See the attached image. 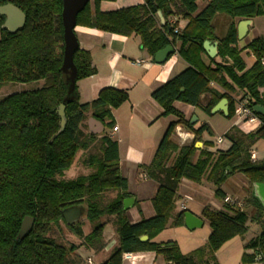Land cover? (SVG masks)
Masks as SVG:
<instances>
[{
	"label": "trees",
	"instance_id": "trees-1",
	"mask_svg": "<svg viewBox=\"0 0 264 264\" xmlns=\"http://www.w3.org/2000/svg\"><path fill=\"white\" fill-rule=\"evenodd\" d=\"M102 1L93 0L92 4L90 0L77 14L76 26L135 34L153 57L167 45L175 48L179 43V55L189 64L152 92L163 107L162 115L177 117L169 124L151 163L145 165L148 176L159 182L152 198L155 214L136 223L128 217L124 199L131 194L126 192L128 181L120 172L119 143L108 133L84 159L85 164L95 168L94 172L74 179L58 178L72 167L80 150L89 149L97 140L95 135H83L81 124L86 113L92 111L106 127L113 128V109L128 101L129 93L105 87L95 99L81 103L76 85L66 103L67 122L61 130L58 109L69 87L61 68L65 52L63 0H0V5L12 3L26 14L24 26L15 32L3 27L6 16L0 14V87L8 82L44 80L40 88L14 92L0 101V264H72L71 255L80 247L87 252L104 250L107 221L97 222L84 235L80 219L68 223L63 215V210L73 206H79L92 222L115 216L117 245L99 264H124L125 252L146 251L162 256L168 264H218L215 252L233 237L245 235L248 221L260 224L262 231L246 243L252 252H244L242 262L264 264V204L253 193L244 199L242 208L226 202L221 210L203 207L201 215L211 227L207 241L211 261H196L198 255L207 253L203 247L185 254L175 240H154L171 218L173 225L184 224L188 210L174 213L183 178L196 183L206 179L214 184L215 195L222 200L226 193L221 185L236 172L243 173L251 184L264 182V157L251 156L252 145L264 138V115L258 114L262 121L258 131L243 135L228 132L230 147L215 150L211 149L213 141L202 138L204 132L213 135L211 127L203 123L195 128L174 105L181 101L211 114L212 108L227 98L228 118L234 115L237 96L248 99L251 106L264 105V35L240 47L235 20L222 36L216 33L213 23L217 14L232 19L264 16V0H207L201 9L198 0H145L110 11L100 9ZM174 16L177 21L173 23ZM183 20L185 26L175 31ZM205 40L219 42L221 60L208 55ZM245 49L255 57L249 68L242 56ZM74 63L77 81L96 73L89 51L79 47L74 52ZM179 124L195 134L191 143L180 145L173 139ZM202 140L203 147H196V141ZM109 190L118 192L105 202L101 196ZM249 206L255 209L252 216L245 209ZM26 216L34 223L20 238ZM62 222L75 237L83 239L81 245L66 246L52 236ZM143 235L148 239L143 241Z\"/></svg>",
	"mask_w": 264,
	"mask_h": 264
},
{
	"label": "crops",
	"instance_id": "crops-1",
	"mask_svg": "<svg viewBox=\"0 0 264 264\" xmlns=\"http://www.w3.org/2000/svg\"><path fill=\"white\" fill-rule=\"evenodd\" d=\"M143 2H145V0H103L100 3V9L102 11H110L134 5V3L139 4ZM91 3L93 4V0H91ZM242 19L245 18H238L237 24ZM249 19H251V24L247 29L245 37L243 39H239L240 47H243L252 39L259 36L252 34L248 40L246 39V37H248L253 30L258 31V34L260 33L258 30V23L260 22L259 20H264V16H258ZM185 24L186 21L183 20L179 23V26L182 28L185 26ZM74 30L79 41V47L90 52L92 64L96 68L95 74L80 79L76 82L79 91L80 102L86 103L92 101L98 96L100 90L105 87L125 89L129 93V100L118 108L113 109L114 126L118 127L117 130L111 128L107 132V127L105 124L99 119L95 118L92 114V111L86 113V116L81 124V130L85 137L90 134L97 137L96 142L89 149H86L85 152H90V150L93 149V146L99 144V139L105 133L110 134L113 139L118 141L120 172L122 176H124V171L130 173L129 176H124L127 179L129 185L130 177L134 179V171L130 172V170L135 169L140 171L138 166L148 165L151 163L169 124L172 121L177 120V117L174 115H162L163 107L152 97V92L187 68L189 64L179 55V43L174 48V53L171 54V56L169 55L167 61L159 63L156 62L155 58L147 51V49L143 48L140 37L135 34L126 36L86 26H76ZM245 53L250 54L249 49L242 51L244 60ZM204 58L207 60L206 55H204ZM138 60L141 62L137 63ZM254 62L255 57L253 55L250 65L246 63V67L249 68ZM174 105L177 109L183 112L187 120L190 121L191 119L196 118L194 123L195 128L201 126L203 123H207L210 126V122L205 120L206 113L203 109H199L197 106L181 101H175ZM206 134V132L202 134L203 140H208ZM172 137L180 145H183L191 143L195 139V134L187 130L183 125L179 124L176 126ZM203 140L196 141L195 146L202 148L204 145ZM197 143H200L201 146H197ZM229 146L230 144L227 147ZM211 149H215V147L213 146ZM253 152L256 154V159L261 158L257 150L254 149L252 153ZM172 158L170 162L172 161ZM141 175L144 176L143 178L149 177L147 172L139 174V176ZM248 183L249 190L245 193V196L242 200L248 197L249 193H253L262 203V199L256 194V190L261 189L258 186V183ZM148 186L151 188L149 202L142 204L141 208H137V196L131 195L135 196V201L127 211L131 212L132 217H130V220L134 223L139 222L144 218L152 217L155 214L152 198L158 190L159 182L156 180L155 183L149 182ZM206 187L208 189L207 193L210 192L212 188L211 183L206 179L200 183H196L183 178L179 184L177 191L178 200L174 213L187 209L203 221L202 224L193 229L187 227L185 221L183 225L178 227V229H173L178 230L177 233L185 232L186 230H191L190 232H192L189 233V240L190 243L193 241L194 242L192 243V246H189V248L184 251L179 239L171 238L178 241L183 253H187V251H192V249L198 247L194 246L196 245V242L193 232L195 233L194 230L205 225V220L202 217L201 212L208 198L206 194L202 193ZM225 193L226 195H230L228 192ZM116 195L117 192L114 191L112 197ZM191 202H198L199 205H202V209L194 206V208L191 210V206H189ZM254 211L255 209L253 210V213ZM252 214L250 215L252 216ZM81 217H83V214ZM114 219L115 216L113 215L111 218L107 217L104 220L107 221V225L105 226L103 233L106 246L105 249L102 250V253H110V250L117 243L114 239L116 233L114 232L113 228L111 229L112 225L110 224V222L114 221ZM172 221L173 218H171L168 226L154 238L155 241L160 242L171 240L167 238L169 237L167 234H170L171 232L170 230L172 225L170 224ZM248 227V230L251 231L250 233H252V237L244 239L242 243V241H240V236H235L224 243L217 250V254H219L220 250L226 247H228V249L237 248L236 258H232L234 260L233 264H261L257 261L252 263L242 262L244 245L262 231L261 225L255 222L248 223ZM210 233L211 229L209 228V230L203 234L204 236L202 237V241L207 242ZM173 237L176 236L174 235ZM89 253L90 256L94 258L96 252L91 251ZM133 255L135 257L129 260L126 264H168L162 256L156 255V253L152 251L133 252Z\"/></svg>",
	"mask_w": 264,
	"mask_h": 264
},
{
	"label": "rangeland",
	"instance_id": "rangeland-1",
	"mask_svg": "<svg viewBox=\"0 0 264 264\" xmlns=\"http://www.w3.org/2000/svg\"><path fill=\"white\" fill-rule=\"evenodd\" d=\"M207 0H199L198 1V5H199V9H201ZM136 4V3H134ZM177 16L172 17V20L177 21ZM232 20H235L236 22L238 21V18L232 19L230 16L226 15V14H217V16L214 18L213 23L215 25V29H216V33L219 36H222L226 33L229 24L232 22ZM260 22L259 24V34L258 31H252V33L246 37V39L248 40L251 35H263L264 34V20H259ZM250 51V50H249ZM217 56L218 60H221V58ZM245 57V61L247 64L250 65L253 54L250 52V54L245 53L244 54ZM216 58V57H215ZM44 84V80H39V81H32V82H8L3 84L0 87V101L5 98L6 96L14 93V92H20V91H26V90H33L36 88H40L42 85ZM199 109H202L201 107H199ZM206 113V112H205ZM218 113V114H217ZM205 120H207L208 122H210V126L212 127V131H213V135H207L208 140H211L214 142V147L215 149H220V150H226L229 144L231 145V140L229 137H227V133L230 132L232 134L235 135H241L242 133H255L256 131H258V129L261 127V124L259 122L257 123H250L244 120H240L237 119V117L235 115H233V117L228 118L227 115H225L224 113L221 112H216V113H212L208 114L206 113V118ZM110 127H107V132L110 130ZM243 135V134H242ZM223 137L224 141L221 144H216L217 142V138L218 137ZM102 142H100L99 140V145L97 144V147H99L101 145ZM197 146H201L200 143H197ZM252 151L255 149L257 150L259 156L261 158L264 157V138L259 139L257 142H255L252 145ZM82 151V152H81ZM96 151V149H95ZM90 152L85 150H80L77 154V157L75 159V162L73 163L72 167L65 172V175L63 176H58L59 179H74L80 175H87L90 174L91 172H94L95 168L91 165L85 164L84 159L89 156ZM138 168H140V171H137L135 169H131L130 172L134 171V179H132L130 177V183L127 186L126 192H128L131 195H136L137 196V208H141L142 204H146L149 202V195L151 192V188L148 186V183H155V180L153 178H143L144 176H139V174H143L144 172H146L145 169V165H140L138 166ZM140 172V173H139ZM128 174V175H127ZM130 173H127L126 171L123 172L124 176H129ZM187 179V178H184ZM189 180V179H188ZM192 181V180H191ZM249 180L247 179V177L241 173V172H236L234 174H232L231 176H229L224 183L221 185V188L225 191L228 192L230 194V196L234 199H243L245 196V193L249 190ZM211 183V182H210ZM211 191L207 193L208 189L206 187V189L203 190V194H206L207 198V202L204 205L205 206H211L215 209H225V202H223L222 199H219L216 195H215V187L214 184L211 183ZM118 192V191H116ZM114 191L109 190L105 193L102 194V200L103 201H110L112 198ZM135 198V196H132ZM190 209L192 210V208L198 207L200 209H202V205H199L198 202H191L190 203ZM246 211L249 214L253 213V207L249 206L245 208ZM127 215L128 217H132L131 212L127 211ZM111 218V216H105L103 218H101L100 220L96 221V222H92L90 221L86 215H84L83 212V217H81L80 222L82 223V229H83V234L86 235L90 232V230H92V228L94 227V225L97 222L100 221H104L106 218ZM205 220V225L203 227L197 228L195 231V233L193 232L194 235V239H195V244L194 246H198L196 248L199 247H203L206 249V254L202 253L203 255L201 256L198 255L196 257V261L198 262H202L205 263L206 260H210V253H209V249L207 246V242L206 241H202V237L204 236L203 234L206 233V231L209 230L210 224L208 222V220ZM115 221V219H114ZM114 221L110 222L111 229L113 228L115 234V241L117 242L118 240V234L116 232V226ZM248 223H252V221H248ZM172 225L171 227V232L169 235V239L171 238H178L181 245H182V249L187 250V248H189V246H192V243H190L189 240V233L191 230H186L185 232H180L177 233L178 230H173V229H178V227H180L181 225H173L172 223L170 224ZM249 229V227H248ZM251 231H247V233H245V235L240 236V241H242L244 239H248L250 237H252V233H250ZM52 236H54L55 238H57V240L61 243L66 244V246H69L71 243H75L77 245H81L82 243V238H78L75 237L73 235V233H71L70 230L67 229V226L65 225V223L62 222L61 226H58L56 228H54L53 232L51 233ZM176 237H173V236ZM166 238V237H165ZM105 239V238H104ZM174 240V239H171ZM176 241V239H175ZM178 242V241H177ZM179 244V243H178ZM117 245V243H116ZM246 245V244H245ZM244 245L243 247V253L244 252H252L251 249L246 248ZM180 246V245H179ZM181 248V247H180ZM195 248V247H194ZM195 248V249H196ZM194 249H192L193 251ZM191 250L185 254H188L190 252H192ZM99 252V253H98ZM96 252V254L94 255V258H92L93 264H99L103 261L104 258H106L109 253H102L103 251H98ZM237 256V248L235 249H228V247L223 248L222 250H220L219 254H217V251L215 252V261L218 264H233V257L236 258ZM88 257H90V253L85 251V249L83 247H80L77 252H74L73 255H71V261L72 264H88L87 263V259ZM211 261V260H210ZM125 264V262H124Z\"/></svg>",
	"mask_w": 264,
	"mask_h": 264
},
{
	"label": "water",
	"instance_id": "water-1",
	"mask_svg": "<svg viewBox=\"0 0 264 264\" xmlns=\"http://www.w3.org/2000/svg\"><path fill=\"white\" fill-rule=\"evenodd\" d=\"M90 0H63V11L62 19L64 25V39H65V52L64 61L62 64V70L67 74L68 82V95L63 100L62 104L59 106L58 112L61 116V130L65 128L67 118L65 114L66 103L72 98V93L76 86L77 77V66L74 63V52L79 48V41L75 33V27L77 25V14L86 6ZM0 14L5 15V21L3 27H6L10 32H15L18 28L24 26L26 22V14L23 10L12 3H7L0 5ZM159 16L162 21L164 17L161 11H159ZM251 24V19H242L237 25L238 38L243 39L247 33V29ZM218 41L211 42L210 40L204 41V48L210 57L218 56ZM175 51L172 45H167L165 48L159 50L154 58L156 62L162 63L167 61L169 55L173 54ZM253 110L260 115H264V105L254 104ZM222 111L225 115L229 113V101L227 98H222L211 110L212 113ZM192 124L195 123L196 118L190 120ZM101 124V123H100ZM261 189L256 190V194L262 199L264 204V182L258 183ZM135 201L132 196H127L124 199V208L128 210L130 206ZM83 212L78 206H73L63 210V215L68 221V223H73L81 218ZM185 224L189 228H196L202 224V220L198 218L195 214L190 211H186L185 214ZM198 221V222H197ZM34 219L32 217L26 216L22 222V226L18 237L23 238L27 232H29L33 226ZM143 241L148 239V235L141 236Z\"/></svg>",
	"mask_w": 264,
	"mask_h": 264
},
{
	"label": "built area",
	"instance_id": "built-area-1",
	"mask_svg": "<svg viewBox=\"0 0 264 264\" xmlns=\"http://www.w3.org/2000/svg\"><path fill=\"white\" fill-rule=\"evenodd\" d=\"M171 22H176L175 20H172L171 19ZM181 27L180 26H177L175 28V31H178ZM141 61H137V63H140ZM263 63H264V59H263ZM234 115L237 117V119H240V120H244V121H247V122H250V123H257L259 122L261 125H262V121L261 119L259 118L258 114L253 110V107L251 106V104H249V101L248 99L246 98H241V97H235V112H234ZM114 130H117L118 127L117 126H114L113 127ZM224 141V138L223 137H218L217 138V144H220ZM252 158L253 159H256V154L253 152L251 154ZM224 202L226 203H231V204H234L236 205L237 207H240L242 208L244 206V200L242 199H234L232 198L230 195H226L225 196V199H224ZM185 208V206H184ZM135 256L133 255V252H125L123 254V260L125 262V264L133 259ZM87 263L88 264H93V261H92V257H88L87 259Z\"/></svg>",
	"mask_w": 264,
	"mask_h": 264
},
{
	"label": "flooded vegetation",
	"instance_id": "flooded-vegetation-1",
	"mask_svg": "<svg viewBox=\"0 0 264 264\" xmlns=\"http://www.w3.org/2000/svg\"><path fill=\"white\" fill-rule=\"evenodd\" d=\"M198 1H199V0H198ZM245 19H246V18H245ZM248 19H249V18H248ZM240 21H241V20H240ZM240 21H239V22H240ZM239 22H238V23H239ZM236 23H237V22H236ZM237 25H238V24H237ZM78 207H79V206H78ZM79 208H80V207H79ZM80 209H81V208H80ZM81 211H82V210H81Z\"/></svg>",
	"mask_w": 264,
	"mask_h": 264
}]
</instances>
